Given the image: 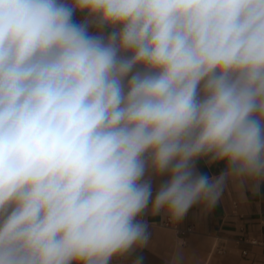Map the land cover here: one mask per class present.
<instances>
[{
	"label": "clouds",
	"instance_id": "9594fccd",
	"mask_svg": "<svg viewBox=\"0 0 264 264\" xmlns=\"http://www.w3.org/2000/svg\"><path fill=\"white\" fill-rule=\"evenodd\" d=\"M228 188L264 190V0H0V264H144Z\"/></svg>",
	"mask_w": 264,
	"mask_h": 264
},
{
	"label": "crops",
	"instance_id": "0c3cea01",
	"mask_svg": "<svg viewBox=\"0 0 264 264\" xmlns=\"http://www.w3.org/2000/svg\"><path fill=\"white\" fill-rule=\"evenodd\" d=\"M75 18L79 21L83 14ZM199 167L209 174L220 171V166L201 163ZM245 196L242 199L239 193L228 188L206 216L194 208L172 227L162 226L166 220L162 216H147L151 237L141 253L144 264H169L177 252L179 264H264V190L259 195L246 193ZM187 228L191 232L183 235L178 232ZM178 240L184 242L179 249ZM251 240L257 244L249 243ZM243 251L246 253L242 254ZM133 258L115 264H131Z\"/></svg>",
	"mask_w": 264,
	"mask_h": 264
},
{
	"label": "built area",
	"instance_id": "2783aa9c",
	"mask_svg": "<svg viewBox=\"0 0 264 264\" xmlns=\"http://www.w3.org/2000/svg\"><path fill=\"white\" fill-rule=\"evenodd\" d=\"M162 226L172 227L173 225H172V223H169L168 220L166 219L165 221L162 222ZM178 232L183 235V234H186V233L191 232V229L190 228H187L184 231H178ZM243 241H246V239L245 240L243 239ZM249 243H251V244H257V242L256 241H253V240L249 241ZM219 251L221 252V250H219ZM245 253H246V251H243L242 252V254H245Z\"/></svg>",
	"mask_w": 264,
	"mask_h": 264
}]
</instances>
